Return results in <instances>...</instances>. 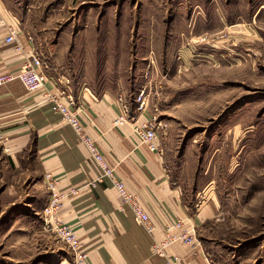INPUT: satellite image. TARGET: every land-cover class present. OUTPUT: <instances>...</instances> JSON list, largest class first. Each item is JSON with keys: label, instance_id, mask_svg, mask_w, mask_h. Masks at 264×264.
<instances>
[{"label": "rangeland", "instance_id": "1", "mask_svg": "<svg viewBox=\"0 0 264 264\" xmlns=\"http://www.w3.org/2000/svg\"><path fill=\"white\" fill-rule=\"evenodd\" d=\"M10 2L74 91L144 89L146 116L161 122L159 139L189 174L187 185L220 205L215 263L264 264V0ZM2 183L0 264L72 262L45 227L47 204L12 221L18 200Z\"/></svg>", "mask_w": 264, "mask_h": 264}, {"label": "crops", "instance_id": "2", "mask_svg": "<svg viewBox=\"0 0 264 264\" xmlns=\"http://www.w3.org/2000/svg\"><path fill=\"white\" fill-rule=\"evenodd\" d=\"M18 14L10 0H0V75L22 70L41 52L38 48L46 47L29 16L19 18ZM10 26L19 29L12 44L5 40ZM57 70L51 62V79L43 90L28 91L19 81L0 86V180L1 187L13 192L12 200H18L12 204L18 206L12 221H25L31 211L41 212L49 201L45 176L52 173L62 196L58 218L82 241L88 253L85 264H165L166 258L152 252L153 244L168 235L183 234L192 241L172 243L166 248L168 256L180 255L184 264H217L212 254L220 247L215 242V224L221 220L219 203L187 185L189 174L181 169L182 164L173 163L163 137L159 139L162 152H153L134 134L131 122L115 123L121 111L117 93L69 87L79 98L87 133L118 179L140 198L155 231L149 233L137 223L109 180L97 187L90 185L99 167L90 160L75 130L44 100L45 91L58 94L62 88L55 84L63 79ZM22 199L27 202L21 206ZM177 221L181 227L170 231ZM61 257L63 261L56 264H71L69 258Z\"/></svg>", "mask_w": 264, "mask_h": 264}, {"label": "built area", "instance_id": "3", "mask_svg": "<svg viewBox=\"0 0 264 264\" xmlns=\"http://www.w3.org/2000/svg\"><path fill=\"white\" fill-rule=\"evenodd\" d=\"M7 33L6 42L15 43L19 35V29L16 26H10ZM17 48L20 49L21 47L17 45ZM49 69L50 64L43 54H35L22 70L0 75V86L13 81H20L31 92L46 89L47 82L51 79L48 73ZM55 84H62L59 93L54 94L45 91L44 100L50 104L51 111L60 115L75 130L80 142L86 147L90 160L99 167L100 172L92 179L90 185L97 187L106 180H109L119 192L122 202L130 208L137 223L143 226L147 232L153 233L155 231V224L140 198L135 193L129 191L125 183L118 179L115 169L110 166L95 140L87 133L80 116L81 106L79 105V98L65 85L63 79H58ZM144 92V89H142L135 96L119 95L118 100L121 105V111L115 123L123 124L131 122L134 134L142 143L146 144L153 152H162L159 144L161 122L155 117L147 118L146 115L144 117L147 110V97ZM45 178L46 188L50 193L49 201L43 210L45 227L47 230H51L73 252L74 256L71 264H85L88 253L83 247L82 241L68 224L58 218L62 197L57 191L58 180L52 173H48ZM181 225V222L177 221L168 229L181 227ZM180 240L190 243L192 238L186 234L168 235L163 241L153 244L152 252L157 256L166 258L165 264H184L180 255L168 256L166 254V248Z\"/></svg>", "mask_w": 264, "mask_h": 264}]
</instances>
